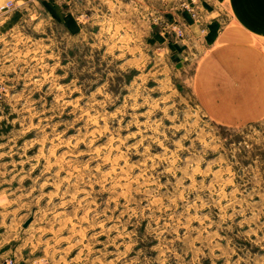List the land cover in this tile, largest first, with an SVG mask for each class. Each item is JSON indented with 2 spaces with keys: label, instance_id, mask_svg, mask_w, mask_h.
<instances>
[{
  "label": "rangeland",
  "instance_id": "1",
  "mask_svg": "<svg viewBox=\"0 0 264 264\" xmlns=\"http://www.w3.org/2000/svg\"><path fill=\"white\" fill-rule=\"evenodd\" d=\"M222 3L0 0V264H264V35ZM230 30L259 111L207 98Z\"/></svg>",
  "mask_w": 264,
  "mask_h": 264
},
{
  "label": "crops",
  "instance_id": "2",
  "mask_svg": "<svg viewBox=\"0 0 264 264\" xmlns=\"http://www.w3.org/2000/svg\"><path fill=\"white\" fill-rule=\"evenodd\" d=\"M218 3H222L219 0H215ZM229 9L232 11L235 17V25L247 32L254 33L252 37L259 40V34L264 35V0H222ZM242 25V26H241ZM244 32V34H246ZM231 34V30H230ZM238 35V34H237ZM232 35L229 36V42L227 44L228 49L223 47L217 51H213L208 58L212 60L209 62L205 71H208L211 76V81L209 79V85L211 88H206L208 92L207 98L211 105L214 106H241V107H251L259 111V74L262 73V67L259 63V52L253 50L246 43L247 36L242 37ZM247 35V34H246ZM251 37V36H249ZM226 51V52H225ZM252 65L258 64L255 68L248 67V61ZM234 64L235 67L232 70H236L235 74L238 75L237 80L240 79L241 82L237 85V81H228L225 78L214 77L216 74L225 73L227 74L228 66H225L226 62ZM223 66V67H222ZM246 116V115H244ZM243 116V117H244ZM229 122H240L249 121V119H230L223 120ZM19 264V263H18ZM35 264V263H32Z\"/></svg>",
  "mask_w": 264,
  "mask_h": 264
},
{
  "label": "built area",
  "instance_id": "3",
  "mask_svg": "<svg viewBox=\"0 0 264 264\" xmlns=\"http://www.w3.org/2000/svg\"><path fill=\"white\" fill-rule=\"evenodd\" d=\"M6 7H8L7 4H6V5H2V6H0V12L3 11Z\"/></svg>",
  "mask_w": 264,
  "mask_h": 264
},
{
  "label": "water",
  "instance_id": "4",
  "mask_svg": "<svg viewBox=\"0 0 264 264\" xmlns=\"http://www.w3.org/2000/svg\"><path fill=\"white\" fill-rule=\"evenodd\" d=\"M30 222H31V219L28 220V221L25 223V227H28V225L30 224Z\"/></svg>",
  "mask_w": 264,
  "mask_h": 264
},
{
  "label": "bare ground",
  "instance_id": "5",
  "mask_svg": "<svg viewBox=\"0 0 264 264\" xmlns=\"http://www.w3.org/2000/svg\"><path fill=\"white\" fill-rule=\"evenodd\" d=\"M242 26V25H241Z\"/></svg>",
  "mask_w": 264,
  "mask_h": 264
}]
</instances>
